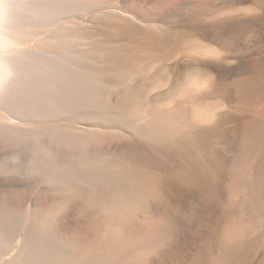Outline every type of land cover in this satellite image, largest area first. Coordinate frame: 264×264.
Listing matches in <instances>:
<instances>
[{"label": "rangeland", "instance_id": "1", "mask_svg": "<svg viewBox=\"0 0 264 264\" xmlns=\"http://www.w3.org/2000/svg\"><path fill=\"white\" fill-rule=\"evenodd\" d=\"M1 8L0 261L264 264V0Z\"/></svg>", "mask_w": 264, "mask_h": 264}, {"label": "bare ground", "instance_id": "2", "mask_svg": "<svg viewBox=\"0 0 264 264\" xmlns=\"http://www.w3.org/2000/svg\"><path fill=\"white\" fill-rule=\"evenodd\" d=\"M3 1V0H2ZM1 0H0V10H1ZM2 11V10H1ZM3 14V13H1ZM1 22V21H0ZM259 42V41H258ZM256 42V43H258ZM5 39L3 38V36L0 33V49L5 47ZM257 45V44H256ZM260 45V44H258ZM2 68L0 67V78H2L1 74H2ZM38 240V239H37ZM39 243V241H38ZM37 244V243H36ZM45 245V244H44ZM43 245V246H44ZM50 247V246H49ZM36 248V247H35ZM22 249V248H21ZM18 250V252L16 253V255L14 254L13 258L11 259H2L0 262L2 264H49L48 260L46 257V255H44V251L40 250L39 252H33L30 249H26V250ZM47 249V248H46ZM55 250V249H54ZM60 252V251H59ZM9 254V253H8ZM55 255V254H54ZM8 256V255H7ZM51 257V256H50ZM58 260V259H57ZM52 261V260H51ZM73 263V262H72ZM56 264V263H55Z\"/></svg>", "mask_w": 264, "mask_h": 264}]
</instances>
